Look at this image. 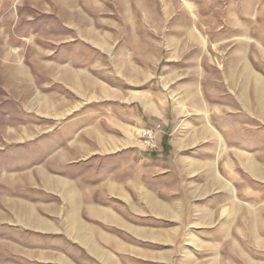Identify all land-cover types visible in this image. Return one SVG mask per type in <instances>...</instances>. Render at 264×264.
I'll use <instances>...</instances> for the list:
<instances>
[{
  "label": "rangeland",
  "instance_id": "374dc122",
  "mask_svg": "<svg viewBox=\"0 0 264 264\" xmlns=\"http://www.w3.org/2000/svg\"><path fill=\"white\" fill-rule=\"evenodd\" d=\"M0 264H264V0H0Z\"/></svg>",
  "mask_w": 264,
  "mask_h": 264
},
{
  "label": "built area",
  "instance_id": "2783aa9c",
  "mask_svg": "<svg viewBox=\"0 0 264 264\" xmlns=\"http://www.w3.org/2000/svg\"><path fill=\"white\" fill-rule=\"evenodd\" d=\"M161 130V126L154 128H146L140 133V139L142 140L146 148L158 147V137Z\"/></svg>",
  "mask_w": 264,
  "mask_h": 264
},
{
  "label": "bare ground",
  "instance_id": "6f19581e",
  "mask_svg": "<svg viewBox=\"0 0 264 264\" xmlns=\"http://www.w3.org/2000/svg\"><path fill=\"white\" fill-rule=\"evenodd\" d=\"M22 68V67H21ZM23 72V71H22ZM22 72H20L21 74H22ZM78 72V71H77ZM16 73H18V72H16ZM19 75V74H18ZM23 76V75H22ZM80 76V75H79ZM19 77H20V75H19ZM71 77H73V76H71ZM83 79V78H82ZM11 81V80H10ZM70 81V80H69ZM81 81V80H80ZM83 83V82H82ZM74 84H76L75 82H74ZM72 85V84H71ZM77 86V85H76ZM75 88V87H74ZM80 88V87H79ZM76 90H78V88L76 89ZM80 91L78 90V93H79ZM23 105H25V104H23ZM29 105V104H28ZM33 106V105H32ZM187 255V254H186ZM185 255V256H186ZM185 256H184V258H185Z\"/></svg>",
  "mask_w": 264,
  "mask_h": 264
},
{
  "label": "crops",
  "instance_id": "0c3cea01",
  "mask_svg": "<svg viewBox=\"0 0 264 264\" xmlns=\"http://www.w3.org/2000/svg\"><path fill=\"white\" fill-rule=\"evenodd\" d=\"M186 254L184 253V256H185ZM187 257V255L185 256V258ZM184 258V257H183ZM182 260H185V259H182Z\"/></svg>",
  "mask_w": 264,
  "mask_h": 264
},
{
  "label": "trees",
  "instance_id": "16d2710c",
  "mask_svg": "<svg viewBox=\"0 0 264 264\" xmlns=\"http://www.w3.org/2000/svg\"><path fill=\"white\" fill-rule=\"evenodd\" d=\"M164 146L166 147V142H165Z\"/></svg>",
  "mask_w": 264,
  "mask_h": 264
}]
</instances>
